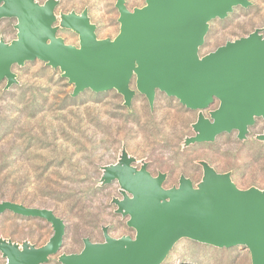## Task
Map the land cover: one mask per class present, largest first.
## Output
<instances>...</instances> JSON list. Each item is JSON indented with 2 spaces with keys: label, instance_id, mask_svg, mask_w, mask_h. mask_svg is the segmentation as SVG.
Wrapping results in <instances>:
<instances>
[{
  "label": "rangeland",
  "instance_id": "rangeland-1",
  "mask_svg": "<svg viewBox=\"0 0 264 264\" xmlns=\"http://www.w3.org/2000/svg\"><path fill=\"white\" fill-rule=\"evenodd\" d=\"M118 0H33L52 5L54 38L80 48V34L69 17H85L96 41L120 32ZM133 12L146 0H123ZM236 5L224 18L206 23L201 59L226 42L257 32L264 38V0ZM16 17L0 19V43L19 40ZM12 82L0 81V202L52 210L65 224L60 249L40 264H63L82 252L86 241L106 243L134 238L129 215L119 208L131 194L110 179L124 160L135 172L146 170L162 189L176 190L182 178L203 188L207 169L227 177L240 191L264 192V117L255 115L244 133L238 129L208 141L198 124L211 122L215 99L204 109L186 108L175 97L155 91L152 102L137 87L133 73L130 100L116 89L89 88L73 95L74 84L60 66L34 59L14 64ZM53 234L50 223L5 211L0 215V244L38 249ZM0 251V264H6ZM159 264H253L248 247H217L180 237Z\"/></svg>",
  "mask_w": 264,
  "mask_h": 264
},
{
  "label": "water",
  "instance_id": "water-1",
  "mask_svg": "<svg viewBox=\"0 0 264 264\" xmlns=\"http://www.w3.org/2000/svg\"><path fill=\"white\" fill-rule=\"evenodd\" d=\"M248 0H146L133 12L117 1L120 32L113 40L96 41L85 17L68 18L80 34V48L54 38L52 5L44 8L33 0H0V18L16 17L19 40L0 43V81H13L11 66L39 59L60 66L74 84L73 95L86 88L95 92L116 89L128 101V83L137 76V87L150 102L156 90L175 97L189 109H204L215 99L219 109L211 122L202 121V135L245 128L255 115L264 117V38L257 32L226 42L197 58L206 23L224 18L233 6ZM110 179H118L132 196L119 208L129 215L134 238L119 241L106 236V243L86 241L81 253L63 258V264H159L180 237L217 247L243 245L253 264H264V192L240 191L225 176L205 171L203 188L194 190L182 178L176 190L166 191L160 179L146 170L135 172L124 160ZM14 214L46 220L53 229L47 244L19 250L0 244L6 264H40L56 253L65 224L52 210L0 202V215Z\"/></svg>",
  "mask_w": 264,
  "mask_h": 264
},
{
  "label": "trees",
  "instance_id": "trees-1",
  "mask_svg": "<svg viewBox=\"0 0 264 264\" xmlns=\"http://www.w3.org/2000/svg\"><path fill=\"white\" fill-rule=\"evenodd\" d=\"M0 19H2V18H0ZM10 201H12V200H10ZM12 202H14V201H12Z\"/></svg>",
  "mask_w": 264,
  "mask_h": 264
}]
</instances>
